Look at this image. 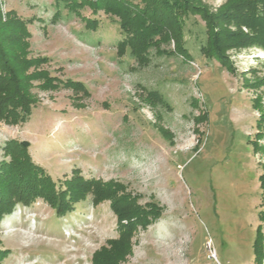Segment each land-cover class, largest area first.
Masks as SVG:
<instances>
[{"label":"rangeland","instance_id":"rangeland-1","mask_svg":"<svg viewBox=\"0 0 264 264\" xmlns=\"http://www.w3.org/2000/svg\"><path fill=\"white\" fill-rule=\"evenodd\" d=\"M187 1L197 12L183 29L193 61L151 50L139 67L117 55L122 36L101 11L68 17L63 10L52 20L55 0H0V23L9 15L22 19L29 55L47 59L40 67L84 86L47 90L33 83L29 95L37 104L28 120L0 122V161L6 141H27L32 162L56 187L78 171L121 183L138 205L156 203L161 215L138 228L132 253L119 264H255L260 224L264 252V137L255 138L264 113V83L257 85L264 81V50L227 52L232 70L205 59L202 16L219 13L228 0ZM81 16L96 19L97 29L86 30ZM162 47L173 49V42ZM149 90L166 104L151 107L143 99ZM116 236L108 201L94 206L88 197L56 217L36 199L1 218L0 264H91L92 253Z\"/></svg>","mask_w":264,"mask_h":264},{"label":"trees","instance_id":"trees-1","mask_svg":"<svg viewBox=\"0 0 264 264\" xmlns=\"http://www.w3.org/2000/svg\"><path fill=\"white\" fill-rule=\"evenodd\" d=\"M187 0H55L56 12L52 20L62 18L63 10L68 17L88 8L92 15L99 11L112 18L120 31L116 43L119 57L127 56L139 67L150 61V51L158 56H178L183 62L193 61L184 40V24L197 12ZM80 16V15H78ZM204 42L199 52L207 60H215L222 67L232 70L227 52L256 46L264 50V0H228L219 13L202 16ZM84 28L94 31L98 21L82 17ZM0 122L6 125L25 123L37 104L30 97V88L38 82L39 87L51 90L59 86L84 90V86L67 79L51 77L40 66L47 59L30 56L26 25L17 17L9 15L0 23ZM13 33H12V32ZM173 42V49L163 48ZM260 81L257 85L263 84ZM145 102L151 107L166 104L155 90L145 92ZM264 137V113L256 122V140ZM257 147V142H253ZM27 141L8 140L2 147L0 161V220L13 211L16 204L29 205L36 199L44 201L56 217H64L73 211L74 205L90 197L92 205L108 201L116 216L117 236L108 239L91 255V264H119L132 253L131 240L138 228L145 230L161 215L156 203L138 205L135 196L126 192L116 181L83 178L74 171L60 186L44 169L34 164L28 153ZM259 187L264 192V165L258 177ZM264 223V208L258 213ZM253 245L255 264L264 259L261 224L256 230ZM257 240H259L257 244Z\"/></svg>","mask_w":264,"mask_h":264},{"label":"built area","instance_id":"built-area-1","mask_svg":"<svg viewBox=\"0 0 264 264\" xmlns=\"http://www.w3.org/2000/svg\"><path fill=\"white\" fill-rule=\"evenodd\" d=\"M208 257L214 258V253L211 251L209 243H207Z\"/></svg>","mask_w":264,"mask_h":264}]
</instances>
